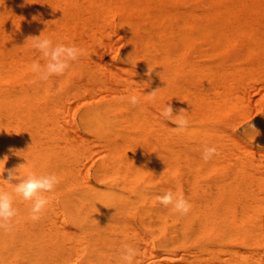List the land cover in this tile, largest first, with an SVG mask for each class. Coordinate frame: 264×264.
Here are the masks:
<instances>
[{
    "label": "bare ground",
    "instance_id": "6f19581e",
    "mask_svg": "<svg viewBox=\"0 0 264 264\" xmlns=\"http://www.w3.org/2000/svg\"><path fill=\"white\" fill-rule=\"evenodd\" d=\"M115 11L128 46L109 67L100 50L116 43L102 42ZM41 34L85 54L39 81L31 65L46 62L33 47ZM200 44L219 59L189 61ZM263 77L264 0H0V84L22 82L0 86V190L19 182L8 169L60 180L39 221L16 198L0 264H122L125 243L138 249L134 264H264V103L245 140L219 120L249 108L247 89ZM133 93L143 96L135 107ZM86 94L76 121L69 102ZM168 104L191 110L184 128L157 113ZM205 146L217 148L207 162ZM97 152L91 178L81 166ZM148 173L157 184L140 183ZM168 191L189 202L187 214L159 202Z\"/></svg>",
    "mask_w": 264,
    "mask_h": 264
},
{
    "label": "clouds",
    "instance_id": "9594fccd",
    "mask_svg": "<svg viewBox=\"0 0 264 264\" xmlns=\"http://www.w3.org/2000/svg\"><path fill=\"white\" fill-rule=\"evenodd\" d=\"M33 38V47L42 54L46 61L43 66L39 62H34L31 65V71L39 81H47L53 75L64 74L70 67L71 62L77 61L85 54V50L78 46L54 44L52 40L42 38V34ZM154 70L150 66L147 75L150 77ZM157 92L158 89L151 91L150 96L155 99ZM127 102L135 107L141 103V99L133 93L127 97ZM182 112L183 110H180L178 114H175L171 104H168L161 115L166 121L177 124L178 128H184L188 121L182 116ZM214 154H217L215 146H205L202 159L207 162ZM7 171L8 181L19 179L18 183L13 184L12 191L0 190V230L10 232L14 226V219L19 212L15 206L16 198L19 197L23 201H31L30 218L33 221H39L50 202L44 194L52 192L60 180L54 173L37 175L32 172L28 173L24 178H20L18 169H8ZM159 202L165 207L171 205L173 211L182 215L187 214L191 207L182 195H176L172 191L160 196ZM137 256V248L127 243L123 244L120 253L122 264H134Z\"/></svg>",
    "mask_w": 264,
    "mask_h": 264
},
{
    "label": "rangeland",
    "instance_id": "374dc122",
    "mask_svg": "<svg viewBox=\"0 0 264 264\" xmlns=\"http://www.w3.org/2000/svg\"><path fill=\"white\" fill-rule=\"evenodd\" d=\"M112 14H114V15L111 16V18L114 17V18H112L114 21L111 19V21H112V25L111 26L112 27L110 26V27L107 28V29H109V28L113 29V26H114L113 31H111L110 29L108 31V32H112V34H113L112 35V34H109L108 33L110 36L112 35L111 40H110L112 42L108 41V38H102V42L103 41H106V42H109L110 44H113L114 42H116V43H118V44L115 43L117 48L114 47L115 44L111 45V46H113V48H112L113 50H111V52H110L111 54H109V51L106 52L107 55H105L104 53H101V50H100L101 57L103 58L104 62H107L106 65H108L109 67L110 66L111 67H114L113 66V63H108L109 59L111 57H113L117 62H120V52H122L128 46V42H127V37H128L127 35L128 34H127V31L123 27H121L119 25V22L121 21V19L123 17V14L121 12H119V11H115ZM121 28H122V30H121ZM115 30H116V32H115ZM108 34L106 36H108ZM124 37H126V38H124ZM206 46H207L206 44H200L199 50L198 51H194V50L190 51L189 54H188V58L187 59L189 61H191V62H196V63H200V64L207 63V62H215V61H217L219 59V55H211L209 53V51L207 50L208 49V46H207V48H204ZM102 51H104V50H102ZM108 57H110V58L108 59ZM11 79L12 78H8L6 80H3L1 82V84H0V86L7 87L9 89H12L14 87H22V82H19V83L18 82H14ZM76 79H82V78H76ZM253 82L255 83V81H253ZM257 82H258L257 84H252L251 83V85H249V88L247 89L248 90V95H246V96H248L246 98L248 99L249 102L248 101H245L246 100V98H245L244 99V103H243V105L244 104H246V105L249 104L252 109L249 106H247L250 109L249 108H247V109L244 108L243 110L242 109H239V110H236V111H234L232 113L230 111H228V112H230L229 115L224 116L222 114L219 117L220 124L223 127H225L230 132L234 133L238 137L242 138L243 140L247 139L246 136H245V132L248 129H252V128H256L257 127V123L255 122V118H256L258 112L260 111V108H261L262 104L264 103V79L260 78V81L257 80ZM23 84L25 85L24 86L25 88L31 87V85L28 82H24ZM105 92L106 91H99L98 93H101V94H98L97 93L100 96H97L96 99H99L101 97L103 98V97L108 96V92H106V93ZM103 93H104V96L102 95ZM87 96H88V94H86L83 98L82 97L77 98V99H81L80 100L81 101L80 103H79V101H77V99L70 100V102H69V108H70L69 111L70 112L67 110L68 111L67 113H68L69 117L71 115L76 121H79V117H80L81 113L90 105V102L88 101V99H87L88 97ZM142 97L143 96H140V98H142ZM146 98H148V97H146ZM82 99H84V100H82ZM74 102H76V103H74ZM70 104H71V106L74 105L73 106L74 108L73 107H70ZM245 110H247V111H245ZM154 111H156V110L154 109ZM162 112H163V110L157 111V113L160 115V117H162V115H161ZM185 112L190 113L191 110L184 108L183 113H185ZM167 122L168 123H171V121H167ZM94 152H96V151H94ZM98 154H100V153L97 152V155ZM97 155H96V153H94L92 155H88V156H90L88 159H91L92 158L89 162H87V163H89V165H86L85 166V164H83V166H81V169L83 171L85 170L86 172H88L91 175V178H92V175H93V172H94L96 166L98 165V163L100 161V155H98V156ZM93 156H96V157L94 158ZM88 159H85L84 160V163H86V160L88 161ZM148 174L149 175L146 176L147 178H143L140 181V183H142V184H150L151 186L153 184H157V182L151 180V176H150L151 174L150 173H148ZM215 176H216L215 171H210L209 173H207V174H205L203 176V179L202 180L207 179V181H211V179H213ZM148 179H150V181H147ZM262 206L264 207V203L262 204ZM261 212H264V208L261 210ZM261 216L264 219V213L263 214L261 213ZM263 223H264V220H263ZM262 250L264 252V247L262 248Z\"/></svg>",
    "mask_w": 264,
    "mask_h": 264
}]
</instances>
